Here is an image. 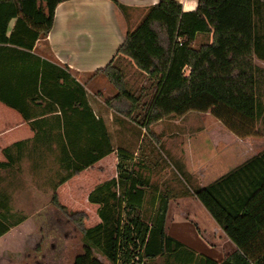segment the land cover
I'll return each instance as SVG.
<instances>
[{
	"label": "trees",
	"instance_id": "16d2710c",
	"mask_svg": "<svg viewBox=\"0 0 264 264\" xmlns=\"http://www.w3.org/2000/svg\"><path fill=\"white\" fill-rule=\"evenodd\" d=\"M64 1L67 0H0V46L17 53L8 59V73L19 71L23 59L19 54H24L26 64V56H33L35 64L33 81L20 84L23 106L19 98L5 97L0 84V154L3 157L0 167H10L13 163L9 145L37 135L36 126L42 114L37 110L32 112L29 103L39 108L42 100H36L42 98L57 107L59 99L49 86L55 82L52 87L65 90V84L58 81L60 77L72 80L81 95L80 105L88 109L90 118H95L83 86L67 68L24 52L32 50L36 40L47 36L55 8ZM263 3L264 0H198L194 11L183 12L175 0H159L148 9L139 25L126 33L110 62L96 70L95 74L106 77L117 91L106 105L131 117L134 105L141 99L142 94L132 93L127 85L119 62L123 57L138 72L158 78L143 115L145 128L170 115L216 109L235 116L241 126L210 129L213 145L229 142L233 135H250V123L262 115L264 68L255 59L264 62V32H260L264 27L259 31L256 22L258 17L259 24L264 23ZM198 33H212L211 43L195 48ZM58 110L57 107L52 112ZM32 117L35 120L29 121ZM98 123L97 142L93 140L92 146L88 145V150L81 153L80 159L85 155L90 159L79 165L74 162L71 173L56 184L51 198L52 205L87 241L71 264H140L144 259L184 249L181 241L165 232L168 198H161L151 223L142 220L147 181L131 178L124 190L123 212L132 216L125 223L116 216L115 204L111 212L105 211L103 201L92 196L102 189L100 181L104 175L108 176L106 172L110 177L114 172L110 135L101 119ZM117 155L124 160L131 158L124 149H119ZM76 158L79 159L77 154ZM120 167L117 164L116 169ZM110 183L114 184L113 179ZM195 196L236 247L220 263L200 257L197 264H264V152L198 189ZM97 216L102 222L90 226ZM14 217L6 209L0 212V236L24 219ZM91 247L106 262L96 258Z\"/></svg>",
	"mask_w": 264,
	"mask_h": 264
},
{
	"label": "rangeland",
	"instance_id": "374dc122",
	"mask_svg": "<svg viewBox=\"0 0 264 264\" xmlns=\"http://www.w3.org/2000/svg\"><path fill=\"white\" fill-rule=\"evenodd\" d=\"M261 6V10L264 11V3ZM256 22L259 25V31L260 28L263 29L264 23L263 25L259 24L258 17H256ZM260 32H264V29ZM201 35L194 43L195 48L205 43ZM119 62L127 78L130 91L136 94L140 93L142 96L139 102L134 105V114L131 117H126L123 113H118L106 105V101L117 93L113 85L110 84L114 89V91L109 89L110 93H115L112 97L105 99V105L107 109L113 110L114 122L110 126L105 125V127L107 132L109 130L112 148L110 156L114 172L112 177L109 176V172H106L108 176L104 175L100 181L102 189L96 191L92 196L103 201L105 207L102 208L105 211L111 212L113 204H115L116 216H119L125 223L132 216L123 212L124 190L129 185L131 178L145 180L148 182V187L145 188L141 218L143 221L151 223L163 196L168 197V204L171 201V204L174 203L179 207L184 206L185 209H192L196 206L192 201L195 199L196 191L201 188L198 175L207 173L206 171L214 166L216 158L224 155L223 144L217 147L212 145L209 129L213 126H222L226 129L232 126L234 128L241 124L230 113L213 109L212 112L210 110L207 112L189 111L182 116L170 115L145 128L143 115L153 95V87L158 78L147 76L137 70H135L136 73H133L129 67L131 62L123 57H120ZM255 63L264 68V62L255 59ZM184 72L186 73V70ZM63 78V76L60 77L58 81L60 84H65V90L62 88L60 90V86L52 87L55 86V82L49 86V89L53 90L59 99L56 102L59 112H52L57 107L53 103L50 104L49 101L46 102V99L36 100V102L42 100L41 106L35 107V110L41 111L42 117L40 118L41 122L36 126L37 135L33 139L34 153H38L39 159L33 163L25 159L20 164L23 167L22 170L34 171L36 187L18 189L19 193L16 194H12L11 190L7 195L8 206L15 214L14 219L24 217L25 225L19 231L16 229L12 233V236L15 237L13 238L14 242H8L9 244L0 242V264H32L30 262L71 264L74 256L87 243L79 231L52 205L51 198L56 184L62 177L71 173L74 162L79 165L90 159L86 155L84 159H80L81 153L88 150V145L92 146L93 140L97 142V126H100L98 121L101 118H90L88 109L80 105L82 101L78 88L73 85L72 80ZM99 96L104 98L103 94L99 93L96 97ZM260 102L262 115L250 123L251 134L243 137L246 142L251 143L252 151L250 153L259 151L257 149L259 143H262L261 147H264L263 83ZM122 109L125 110L124 104H122ZM119 119L121 126H113L117 125ZM87 126H91V128ZM248 142L246 144L249 148ZM119 149L129 152L131 158L129 160L122 159L117 155ZM185 151L199 154L196 158L200 161L193 164L197 169L196 172L187 173L182 163L185 160ZM216 153L219 156H214ZM76 154L79 159L76 158ZM16 158V156H12L11 169L13 170L17 168ZM117 164L121 165L118 170L116 169ZM18 173L20 174L22 171ZM111 179L114 184L110 183ZM105 184H107L106 187H104ZM112 194L115 195V198ZM2 201L0 200V203L6 207L5 200V203ZM174 204L171 207L172 211H175ZM5 207H1L0 204V212H4ZM111 215L110 213L109 217ZM101 222L102 220L97 216L95 221L90 222V226ZM173 225H167L165 230L167 235L182 241L193 238L194 228L192 226L186 225L176 230ZM178 236L181 238L178 239ZM15 239H18L19 242ZM4 245L10 246L14 251L7 250L8 248ZM91 250L96 258L106 262L96 249L91 247ZM27 255L29 256L26 257Z\"/></svg>",
	"mask_w": 264,
	"mask_h": 264
},
{
	"label": "crops",
	"instance_id": "0c3cea01",
	"mask_svg": "<svg viewBox=\"0 0 264 264\" xmlns=\"http://www.w3.org/2000/svg\"><path fill=\"white\" fill-rule=\"evenodd\" d=\"M115 1L122 8L115 4L113 0H67L59 3L55 8L53 25L47 36L36 40L32 50L24 51L61 68H67V72L83 86L88 105L91 107L95 117L101 118L106 126H110L114 122V112L112 109L106 108L105 99L112 97L115 92L110 93V90L114 91L110 86L111 83L106 77L101 74H95V72L100 68H104L110 62L126 33L134 30L143 20L148 9L159 2V0ZM175 1L181 4L183 12L194 11L198 2V0ZM13 23L14 20L9 23L10 29ZM201 34L198 33L196 39ZM203 34L201 38L205 40L204 44H210L212 33ZM10 55H17V53H10L7 49L0 46V84L5 97L19 98V102L23 106L20 84L26 81L29 82L30 79L33 81L35 72L34 57L27 55L26 64L24 54H19L23 57L22 62L19 61L21 62V69L19 68V71L10 75L7 66ZM131 65L132 63H129L130 69L133 73H136L135 67ZM30 67L31 70L29 69ZM37 68L39 70V60L37 61ZM99 93L103 94L104 98L96 97ZM29 105L32 112H34V104L29 103ZM34 118L32 117L29 121L35 120ZM117 122V125L113 126H121V120L119 119ZM214 127L218 126H213L212 128ZM33 139L34 135L18 141L19 143L17 144L9 145L11 157H17L16 169H11L12 165L10 167H0V200H3V203L6 202L5 209L9 213H14L12 209L10 210L7 203V195L10 194L11 190L12 194H16L19 193L18 189L36 187L34 171H24L22 170L23 167L20 166L25 159L30 160L32 163L39 159L38 153H34ZM247 142L243 137L233 135L229 142L220 141L216 145L212 144L214 147L223 144L222 151L224 155L214 154V156H219L216 158L217 162L215 161L214 166L209 168L206 171L207 173L201 174V176L198 175L201 188L212 184L252 157L264 152V147H261L263 144L259 143L257 144L259 151L250 153L252 151L251 143L248 142V148ZM196 156H199V154L193 151H185V160L182 163L187 173L197 171L193 164L200 160ZM0 160H3L1 154ZM208 162L210 163L209 159ZM19 171H22V173L19 174ZM192 202L193 205H196L192 209H185L184 206L179 207L174 203L171 204V201L167 207L165 230L167 225L172 224H174L173 227L176 230L186 225L194 228L193 238L182 241L179 239L181 237L178 236V239L184 244V249L175 253H165L154 258L144 259L141 264H197L200 257H209L220 263L235 251L236 247L234 244L200 204L196 196ZM173 204L175 211L171 209ZM24 225L25 221H22L18 225L11 227L12 229L10 228L0 237V242L5 244L14 242L13 238L15 237L12 236V233L16 229L19 231ZM182 239L185 240L184 238ZM4 247H7L9 251H14L13 249L11 250L10 246L4 245ZM30 263L37 264L38 262Z\"/></svg>",
	"mask_w": 264,
	"mask_h": 264
},
{
	"label": "built area",
	"instance_id": "2783aa9c",
	"mask_svg": "<svg viewBox=\"0 0 264 264\" xmlns=\"http://www.w3.org/2000/svg\"><path fill=\"white\" fill-rule=\"evenodd\" d=\"M178 42H179V44H181V39L180 38H178ZM184 70H186V74H188V69L185 68Z\"/></svg>",
	"mask_w": 264,
	"mask_h": 264
}]
</instances>
